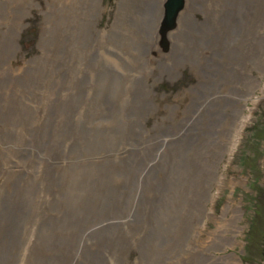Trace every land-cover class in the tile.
<instances>
[{
    "label": "rangeland",
    "instance_id": "374dc122",
    "mask_svg": "<svg viewBox=\"0 0 264 264\" xmlns=\"http://www.w3.org/2000/svg\"><path fill=\"white\" fill-rule=\"evenodd\" d=\"M168 1L0 5V264H264V0Z\"/></svg>",
    "mask_w": 264,
    "mask_h": 264
},
{
    "label": "bare ground",
    "instance_id": "6f19581e",
    "mask_svg": "<svg viewBox=\"0 0 264 264\" xmlns=\"http://www.w3.org/2000/svg\"><path fill=\"white\" fill-rule=\"evenodd\" d=\"M21 1H25V0H0V5L4 3H21ZM187 1L188 0H186V2ZM165 2L166 0H157L155 10L153 12V17L155 18V28L156 29H158L160 21L163 18ZM18 25H19V22H18ZM16 28H17V25L15 24L11 30L14 32ZM11 39L13 41V37H11ZM259 89L264 95V85L259 87ZM253 98H254V94L252 92L248 93L237 87L228 88L226 91H222L220 96H216L214 98V100H217L220 102L216 106L217 110L218 111L224 110V114H227L224 120V126L226 128L224 129V132H226V135L225 137L224 135L219 137V141L224 145L225 149L227 150V153H228L227 156H229L233 152L234 148L236 147L238 143L240 134L242 133L244 127L247 125L249 121L250 108L247 107V103H254ZM183 119H179V118L176 119L172 127H179L182 124ZM210 182L212 183V186L214 185L219 186L220 184H222L223 179L221 177L220 172H218L215 176L213 174L211 176ZM216 191H219V190L216 189ZM203 193L204 195L207 196V198L204 196L205 203L211 202L213 200V196L209 195V184L204 189ZM212 215H213V208L208 207V205L206 204L201 208L200 211L198 210V208L196 210L191 232L193 235V240L198 245V247H199V243H201L202 241H205L202 238V234L204 232V228L207 225V222L210 221V219L212 218ZM235 229L237 228L235 227ZM215 232H222V230L219 228V231L216 230ZM209 239L212 240L214 238H209ZM70 261H71V264H76L75 259H71ZM113 264H130V263L128 262L126 256L118 254L115 257V261Z\"/></svg>",
    "mask_w": 264,
    "mask_h": 264
},
{
    "label": "water",
    "instance_id": "95a60500",
    "mask_svg": "<svg viewBox=\"0 0 264 264\" xmlns=\"http://www.w3.org/2000/svg\"><path fill=\"white\" fill-rule=\"evenodd\" d=\"M181 6V0H169L167 5H166V12L168 18H171L174 14V12L180 8Z\"/></svg>",
    "mask_w": 264,
    "mask_h": 264
}]
</instances>
